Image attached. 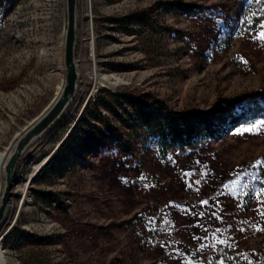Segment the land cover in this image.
<instances>
[{"label":"rangeland","instance_id":"obj_1","mask_svg":"<svg viewBox=\"0 0 264 264\" xmlns=\"http://www.w3.org/2000/svg\"><path fill=\"white\" fill-rule=\"evenodd\" d=\"M66 30L67 0H0V154L65 86ZM76 58L74 103L19 163L7 264H264V0H78ZM104 76L124 84L94 93ZM118 93L168 132L187 117L186 145L160 151L128 104L95 122Z\"/></svg>","mask_w":264,"mask_h":264},{"label":"water","instance_id":"obj_2","mask_svg":"<svg viewBox=\"0 0 264 264\" xmlns=\"http://www.w3.org/2000/svg\"><path fill=\"white\" fill-rule=\"evenodd\" d=\"M78 41V0H67V30L65 39L64 64L66 80L64 89L50 110L33 126L17 136L5 167V187L0 203V227L4 222L8 208L14 198L13 190L18 183L16 174L19 163L28 149L39 139L47 135L63 118L74 103L79 88V71L77 64Z\"/></svg>","mask_w":264,"mask_h":264},{"label":"trees","instance_id":"obj_3","mask_svg":"<svg viewBox=\"0 0 264 264\" xmlns=\"http://www.w3.org/2000/svg\"><path fill=\"white\" fill-rule=\"evenodd\" d=\"M135 18L133 17L132 19H129V20L128 19H125V20L119 19V20H115V23H118L121 25L122 24L134 25V24L140 23V24L146 26L147 19L145 16L141 17L139 20H135ZM131 20H133V21H131ZM263 99H264V97H263ZM91 104L94 105L95 111H94V115H93L94 117L93 118H95V122H99L100 120H102L104 118V116H102V114L100 113L101 108H104V109L108 110L110 113H113L117 119H119V120L121 119V121L123 122V120L125 118H127V116H129V114H130L128 109H125L126 104H128L129 107H131L135 111L137 118H138L137 119L138 124H141L140 127H143V126L147 127L148 130L153 132L154 127L156 125L158 132L160 131L159 133L161 134V135H159L160 138L157 142V147L163 153H168L171 150H173L174 148H180V147H183L186 145V140H185L184 134H182L179 130L182 128V127H180L181 122H185L187 120V117H181V120L172 119L170 127L168 128L170 131L168 132L165 129L166 126L163 123V120L161 119L160 112H158V111H156V112H145V110H147V108H148V105H147L146 101L143 99L138 100L137 98H134V97H132L128 94H124V93L112 94L110 97H108L105 94V95H99V96L95 97L93 103H91ZM119 109L124 110V114H122ZM88 110H91V108H89ZM88 110L86 111V115L88 114ZM201 122H202V124H204L206 126L205 128H211L213 125L210 121H208L206 119L202 120ZM169 123H170V121H169ZM89 124L90 125H88V127H91L92 130L89 132H85L84 134H86L89 137V139H90V137L92 138V136H93V140L97 141L98 140L97 137H99V135L101 134V130L98 129V124H93L92 122H90ZM125 126L127 129H131V123L126 122ZM88 127H86V128H88ZM107 130H108L107 132L110 135L112 141L119 142L121 145L123 144L121 142L123 139L117 137L115 128H113L112 126L109 125L107 127ZM171 130H176V132L173 133V131H171ZM96 135H98V136L96 137ZM77 144L79 146H81V143L78 142ZM123 149L125 152H128L130 150V147H129V145H124ZM45 169H47V167Z\"/></svg>","mask_w":264,"mask_h":264},{"label":"bare ground","instance_id":"obj_4","mask_svg":"<svg viewBox=\"0 0 264 264\" xmlns=\"http://www.w3.org/2000/svg\"><path fill=\"white\" fill-rule=\"evenodd\" d=\"M100 81H98V83H96L95 85V88H94V93H96L97 91H99L100 88H103V87H108L110 89H116L119 85H122L124 84V82L119 79V78H116V77H107V76H104L102 78L99 79ZM100 82V83H99ZM64 89V86H62L59 90H58V96L57 98L52 102V104L48 107V109L45 111V113L50 110V108L52 107V105L58 100V98L60 97L62 91ZM66 114V113H65ZM43 115V114H42ZM42 117V116H41ZM40 117V118H41ZM64 117V116H63ZM39 118V119H40ZM38 119V120H39ZM37 120V121H38ZM62 120V119H61ZM60 120V121H61ZM37 121H35L34 123H36ZM59 121V122H60ZM58 122V123H59ZM34 123L31 125L33 126ZM31 126H29L28 128H30ZM27 128V129H28ZM26 129V130H27ZM12 151V149H11ZM10 151V153H11ZM10 153L8 155L6 154H0V193L2 192V187H3V183H4V179L6 180V177H5V167H6V163H7V160L10 156ZM29 201L28 199V195L27 193L24 195V201H23V204L27 203ZM1 203V202H0ZM0 264H7V260H6V257L4 255V253L2 252V246L0 244Z\"/></svg>","mask_w":264,"mask_h":264}]
</instances>
